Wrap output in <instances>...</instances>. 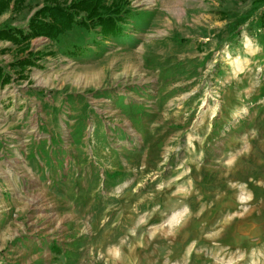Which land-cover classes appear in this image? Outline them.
Instances as JSON below:
<instances>
[{
	"label": "rangeland",
	"instance_id": "374dc122",
	"mask_svg": "<svg viewBox=\"0 0 264 264\" xmlns=\"http://www.w3.org/2000/svg\"><path fill=\"white\" fill-rule=\"evenodd\" d=\"M125 1L0 39V264H264V1Z\"/></svg>",
	"mask_w": 264,
	"mask_h": 264
},
{
	"label": "trees",
	"instance_id": "16d2710c",
	"mask_svg": "<svg viewBox=\"0 0 264 264\" xmlns=\"http://www.w3.org/2000/svg\"><path fill=\"white\" fill-rule=\"evenodd\" d=\"M42 6L29 17L24 28H16L9 24L0 27V39L15 44L29 42L36 37L56 40L58 36L72 29L73 26L83 28L99 27L103 38L116 37L121 34L123 14L128 12V2L112 0L106 4L104 0H41ZM264 0H254V6ZM10 0H0V13L8 8ZM22 3V0H17ZM259 22L264 26V11L259 16ZM38 55H27L13 63L17 70L35 63ZM10 82L9 75L0 66V88Z\"/></svg>",
	"mask_w": 264,
	"mask_h": 264
}]
</instances>
